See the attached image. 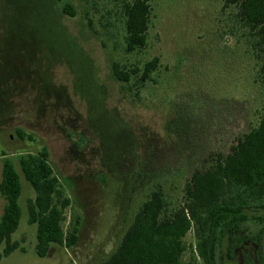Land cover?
<instances>
[{
    "label": "rangeland",
    "instance_id": "rangeland-1",
    "mask_svg": "<svg viewBox=\"0 0 264 264\" xmlns=\"http://www.w3.org/2000/svg\"><path fill=\"white\" fill-rule=\"evenodd\" d=\"M124 1L0 0V178L8 159L22 188L11 235L22 251L0 264H101L157 185L166 212L179 209L191 175L259 122L263 94L232 23L234 8L223 11V0H148L146 45L126 54ZM65 2L75 17L62 14ZM154 57L157 67L142 86L135 75L127 83L115 79L114 63L140 69ZM42 148L71 201L63 230L76 217L80 226L75 245L52 244L39 258L26 213L34 194L18 158ZM3 206L0 196V215ZM251 210L249 237L240 231L233 252L236 264L264 256L252 218L264 222V211ZM182 241L181 262L202 264L192 231Z\"/></svg>",
    "mask_w": 264,
    "mask_h": 264
},
{
    "label": "trees",
    "instance_id": "trees-1",
    "mask_svg": "<svg viewBox=\"0 0 264 264\" xmlns=\"http://www.w3.org/2000/svg\"><path fill=\"white\" fill-rule=\"evenodd\" d=\"M231 7L235 10L232 23L240 31L239 36L257 68L254 81L259 83L263 94L257 126L240 137L225 156L217 155L208 168L191 175L179 209L170 214L166 212L162 191L157 185L140 206L115 252L101 264H183L182 240L190 231L195 238L193 251L202 264H236L233 252L239 246L240 231L246 236L244 240L249 237L251 209L264 211V0H223V11ZM61 12L70 18L76 15L69 2L63 3ZM121 13L123 51L126 54L140 51L146 45L149 1H124ZM157 64L156 57L140 69L123 70L114 63L112 72L123 83L129 82L132 75L138 76L137 83L142 86ZM18 135L23 138L21 133ZM18 166L34 194L33 199L26 201V213L27 223L35 226L36 256L45 257L52 244L71 248L78 240L80 219L76 217L69 231L64 232L65 211L71 201L48 163L47 149L20 156ZM21 190L18 172L10 160L4 159L0 178V196L4 200L0 215V262L16 250L22 251L19 243L11 240L22 214L18 204ZM252 218L258 221L256 241L260 243L264 222H259L260 217ZM226 236L229 240L223 253ZM257 264H264V256L257 258Z\"/></svg>",
    "mask_w": 264,
    "mask_h": 264
},
{
    "label": "flooded vegetation",
    "instance_id": "flooded-vegetation-1",
    "mask_svg": "<svg viewBox=\"0 0 264 264\" xmlns=\"http://www.w3.org/2000/svg\"><path fill=\"white\" fill-rule=\"evenodd\" d=\"M259 256H261V255H259ZM259 256H258V257H259ZM258 257H257V258H258ZM257 258H256V261H255V262H253L252 260H250V261L248 262V264H257Z\"/></svg>",
    "mask_w": 264,
    "mask_h": 264
}]
</instances>
